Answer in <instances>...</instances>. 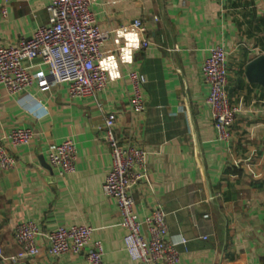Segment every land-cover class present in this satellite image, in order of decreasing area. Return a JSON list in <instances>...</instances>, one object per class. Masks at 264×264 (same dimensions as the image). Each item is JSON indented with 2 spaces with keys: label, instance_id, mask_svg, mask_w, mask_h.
<instances>
[{
  "label": "crops",
  "instance_id": "0c3cea01",
  "mask_svg": "<svg viewBox=\"0 0 264 264\" xmlns=\"http://www.w3.org/2000/svg\"><path fill=\"white\" fill-rule=\"evenodd\" d=\"M49 3L0 0V45L31 38L47 24ZM92 10L107 35L109 83L97 98H72L67 84L47 88L39 61L24 105L0 86V138L15 128L36 133L27 146L4 141L16 165L0 172V264H85L81 255L48 252L47 234L76 224L93 228L105 264H141L127 253L116 201L103 191L112 163L100 131L108 112L116 115L117 137H133L147 151L137 210L144 219L160 208L169 239L187 240L178 246L179 264H264V87L245 75L264 55V0H93ZM137 19L144 35L131 27ZM129 34L137 37L132 46ZM144 36L150 48L142 47ZM217 45L228 52V92L240 108L228 143L217 139L201 71ZM131 71L146 78L143 116L131 105ZM68 139L76 144V171L60 176L47 150ZM27 220L41 227L42 253L19 259L14 231Z\"/></svg>",
  "mask_w": 264,
  "mask_h": 264
},
{
  "label": "built area",
  "instance_id": "2783aa9c",
  "mask_svg": "<svg viewBox=\"0 0 264 264\" xmlns=\"http://www.w3.org/2000/svg\"><path fill=\"white\" fill-rule=\"evenodd\" d=\"M92 5L93 0H50L47 24L40 26L31 38H21L15 45H0V86L17 98L18 103L24 105L26 97H30L28 90L35 82L31 69L36 61L47 68L45 86L52 88L67 84L72 98H97L107 89L109 79L103 65L107 35L98 25ZM2 14L8 15L6 6L2 8ZM155 20L159 21V16ZM131 27L140 35L146 32L140 19L135 20ZM141 44L143 48L151 46L145 36ZM201 71L209 90L206 102L217 139L228 143L240 108L232 103L228 92L227 50L222 45L212 47ZM128 77L132 84V108L137 116H143L146 113L143 91L146 78L138 71L129 72ZM116 124V115L108 112L100 130L110 146L112 159L103 191L116 201L126 230L125 249L132 260L141 264H179L181 253L178 246L187 240L169 239L166 214L160 208L144 219L140 218L137 210L134 190L144 176L147 151L133 137L118 138ZM35 134L32 128H15L0 138V172L16 165V159L4 141L9 140L16 147L27 146ZM47 157L60 176L76 171L77 148L70 139L49 147ZM93 232V228L87 225L59 227L47 234L50 240L48 252L55 257L81 255L85 257V264H105L103 244L100 240H93ZM41 234L40 225L33 220L16 225L14 237L22 248L19 259L33 258L42 253L38 244Z\"/></svg>",
  "mask_w": 264,
  "mask_h": 264
},
{
  "label": "water",
  "instance_id": "95a60500",
  "mask_svg": "<svg viewBox=\"0 0 264 264\" xmlns=\"http://www.w3.org/2000/svg\"><path fill=\"white\" fill-rule=\"evenodd\" d=\"M245 75L251 83L264 87V55L256 57L246 65Z\"/></svg>",
  "mask_w": 264,
  "mask_h": 264
},
{
  "label": "clouds",
  "instance_id": "9594fccd",
  "mask_svg": "<svg viewBox=\"0 0 264 264\" xmlns=\"http://www.w3.org/2000/svg\"><path fill=\"white\" fill-rule=\"evenodd\" d=\"M127 39L129 41V46H132L133 44H135L137 37L134 34H129L127 36ZM124 59L125 60L129 59V53H128L127 49H125V52H124ZM112 67L114 68L115 64H112Z\"/></svg>",
  "mask_w": 264,
  "mask_h": 264
}]
</instances>
